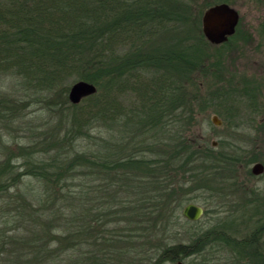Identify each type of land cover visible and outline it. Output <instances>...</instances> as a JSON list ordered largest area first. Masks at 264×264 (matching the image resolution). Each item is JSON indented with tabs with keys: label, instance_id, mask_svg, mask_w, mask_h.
<instances>
[{
	"label": "rangeland",
	"instance_id": "374dc122",
	"mask_svg": "<svg viewBox=\"0 0 264 264\" xmlns=\"http://www.w3.org/2000/svg\"><path fill=\"white\" fill-rule=\"evenodd\" d=\"M191 1L193 5L190 7L185 5L190 14L173 15L176 20L169 23L163 21L166 26L162 29L151 30L144 27L139 33L134 31L125 33L121 36V44L115 43L113 50L122 55H129L128 58L133 57L132 54H137L138 51L156 56L183 50L186 52L184 61L200 62L202 66L199 69L189 73L186 69L179 72L181 75L188 74L189 78H181L187 95L183 99L185 105L179 110L180 114L177 110L168 118V121H173L169 127L176 126L175 115L179 114L178 125L181 123L187 128L185 133H181V139L193 138L199 144L208 141L212 145L216 142L220 150L238 156L241 161L238 162L236 170L233 168L235 171L223 168L221 175L225 178L233 175L234 177L232 180H220L218 183L220 189L217 185L213 187L215 190L209 186L206 191H202L201 187L193 190L177 184V188L190 189L185 194L187 201L178 208H183L190 202L204 208L198 223H184L187 219L182 216L183 221L179 226L171 222L169 214L161 216L162 211L168 212L174 203L169 196L172 190L170 193L168 190L163 191V182H160L159 175L165 173L161 177L168 178L173 174L172 167H168L163 173L160 172L161 166L158 165L159 173L154 170L155 176H150L149 179L138 177L143 174L141 169L133 170L137 174H132L129 169L122 170L119 172L122 176L119 177L102 173L98 178L97 187L95 185L94 187L104 189L99 196L106 194V199L101 197V203L105 201V209L102 207V216L99 215L104 221L98 228H94L91 236L85 237L88 241L84 248L92 251L93 244L107 240L105 247L110 251L107 254L108 257L111 255L108 259L110 264H149L146 258L156 256L164 246L193 242L196 238L203 237L206 229L218 228V221L225 225V221L228 220L234 225L231 228H227L229 224L225 225L227 229L224 231L237 241L248 238L252 232L255 238L260 239L254 244L261 246L264 264V169L260 175L255 176L251 173L255 163L260 162L264 167V0H225V3L237 9L240 17L236 32L226 41L228 43H225L226 45L210 43L203 35L201 21L208 5L221 3L223 0ZM183 2L187 4L186 0ZM192 11L195 16L198 14L196 21H192ZM170 64L143 65L140 68L126 70L119 79L111 78L110 85L118 92L115 96H110L109 106L112 111H108H111V116L118 114L119 117H113L107 124L102 122L95 124L94 121L91 126L84 128L85 133L78 137L66 132L71 118L70 113L82 114L85 119L89 117L82 112L86 106L85 102L81 108L69 109V112L65 108L60 109L54 102L34 103L19 90L14 79L6 76L4 79L0 78V264L13 261L16 256L14 250L22 249L19 244L22 243L20 237L24 235L23 231L17 227L15 229L13 226L15 223L10 224L12 219L10 215L15 216L17 206L24 202L23 198L21 200L23 197L20 195L21 190L33 195L30 189L32 186L39 188L40 180L29 175L23 177V181L13 182L12 186L9 184L6 189L3 186L15 178L14 174L23 172L30 159L39 166L49 161L48 150L45 149H49L51 142L57 143L52 152L54 154L64 151L68 156H73L75 153L71 152L72 148L90 152L99 148V143L102 142L106 145L100 149L101 152L108 150L104 155L109 157L111 154V159L119 155L125 156L123 155L125 153L132 154L135 160H145L156 157L159 152L162 159H168L169 163H173L175 147L167 146L163 141L158 143L156 127L137 125L143 113L142 109L152 100L150 98L155 100L159 98L157 92L158 84L161 83L159 76L176 77L172 71V66H175ZM79 80L83 79L75 77L61 84V87L63 85L67 87L65 91L67 99L70 86ZM97 92L96 86L95 93ZM188 114H193L190 125L187 120ZM213 115L220 120L219 125L212 121ZM98 125L102 128H98ZM106 126H109V129ZM171 131L174 133V130ZM98 135L101 138L99 141ZM169 138H172L170 133ZM172 166H175V163ZM198 186L203 187L206 184L197 182ZM3 189L5 191H2ZM176 190L177 192L180 190V194L177 193L175 198L183 195L186 189ZM142 195L146 199L141 208H137L136 212L135 209L128 208L130 207L128 197L138 199ZM26 199L29 200L28 196ZM6 200L9 202L8 205ZM29 210L26 206L25 211ZM148 213L151 215H147ZM36 221L39 225L44 219L40 216ZM254 228L259 229L255 232L252 230ZM32 233L37 236V233ZM4 239L7 245L3 244L6 242ZM232 247L220 242V245L213 247L210 252L207 250L203 252L207 253L204 260L194 255L163 264L251 262L243 257V252Z\"/></svg>",
	"mask_w": 264,
	"mask_h": 264
},
{
	"label": "trees",
	"instance_id": "16d2710c",
	"mask_svg": "<svg viewBox=\"0 0 264 264\" xmlns=\"http://www.w3.org/2000/svg\"><path fill=\"white\" fill-rule=\"evenodd\" d=\"M186 1L189 5L183 0H0V78L4 79L6 76L14 79L19 90L34 103L54 102L60 109L65 108L69 112V109L81 108L85 102L86 106L82 112L89 115V117L86 115L87 119L82 114L70 113L66 134L73 133V137L85 133L84 128L91 126L94 121L95 124L97 122L107 124L113 117H119L116 113V116L110 115L112 111L109 106L110 96H115L118 92L110 85L111 78L119 79L122 73L131 68L160 63L174 65L175 67L170 64L176 75L159 76L161 81L157 91L159 98L157 100L150 98L152 100L142 109L143 113L137 124L147 128L156 127L158 143L163 141L167 146L175 147L172 157L175 166H172L173 163H169L168 159H162L159 152L156 157L145 160L137 161L132 154L125 153H123L125 156L119 155L111 159V154L109 157L104 155L108 150L101 152L100 149L106 145L102 142L99 143V148L90 152L72 148L71 152L75 153L73 156H68L64 151L54 154L52 152L57 143L51 142L49 149H45L48 150L49 161L39 166L30 159L25 170L14 174L15 178L3 186L6 189L9 184L12 186L13 182L23 181L22 178L29 175L40 180L39 188L32 186L30 189L33 195L21 190L20 195L23 196L21 200L23 198L24 202L17 206L15 216L9 214L12 218L10 224L15 223L14 228L23 231L24 235L20 237L22 243L19 245L22 249L14 250L15 259L10 263L5 261L3 264H110L108 259L111 255L107 256L110 251L105 247L107 240L101 241L103 243L96 240L99 243L93 244L92 251L84 248L88 241L85 237L91 236L94 228H98L104 221L100 217L105 202L101 203V197L106 199V194L99 196L104 189L95 188L102 173L119 177L122 176L119 173L122 170L129 169L132 174H137L133 170L141 169L143 174L138 177L149 179L150 176H155L154 170L159 173L158 165L161 166L160 172L163 173L168 167H172L173 174L168 178L161 177L165 173L159 175L160 182H163V191L168 190L170 193L172 190L169 196L174 203L168 212L162 211L161 216L169 214L171 222L178 226L183 221L182 208L178 207L187 201L185 194L190 189L177 188V184L193 190L201 187L202 191H206L207 186L215 190L213 187L217 186L220 180L234 177L233 175L225 178L221 171L223 168L235 171L238 162L241 161L238 156L225 153L217 146L213 147L208 141L199 144L193 138L181 139V133H185L187 129L181 123L178 125L179 110L185 105L183 99L187 95L181 78L189 77L188 74L181 75L179 72L186 69L189 73L199 69L202 64L198 61H184L186 52L183 50L156 56L138 51L137 54H132L131 58H128L127 54L122 55L113 50L115 43L121 44V36L125 33L133 31L139 33L144 27L151 30L162 29L166 26L163 21L169 23L176 20L173 15L190 14L185 5L190 7L193 2ZM214 4L217 2L208 7ZM193 11L192 21H196L198 14L195 16ZM75 77L95 84L98 92L77 104L71 103L65 96L67 87L64 85L61 87V84ZM177 110L179 114L175 115L176 126L169 127L173 121H168V118ZM192 119L193 114H188L189 125ZM98 128L102 127L98 125ZM106 128L109 129V126ZM171 130H174V133ZM169 133L172 134V138H169ZM97 140H101L99 135ZM197 182H204L206 186L197 187ZM218 188L220 189V185ZM4 189L2 191H5ZM176 189L186 190L183 195L175 198L177 193L180 194V190L177 192ZM27 196L29 200L26 199ZM145 199L143 195L138 199L128 197L127 202L130 205L128 208L135 209L136 212L137 208L142 207ZM6 203L8 205L9 202ZM26 206L29 211H25ZM40 216L44 221L37 225L39 222L36 219ZM184 223L198 221L185 220ZM231 223L232 221L228 220L224 224H229L227 228H231L234 225ZM225 225L218 221V228L206 229L203 237L196 238L190 243L168 244L156 256L147 257L146 261L149 264H163L194 255L204 260L207 254L203 253L205 250L210 252L213 247L224 242L243 252V257L251 261L248 264H263L261 246L254 244L260 239L254 237V232L248 238L237 241L224 231L227 229ZM257 229L259 228L252 230L256 232ZM32 232L37 233V236ZM4 243L8 244L7 241Z\"/></svg>",
	"mask_w": 264,
	"mask_h": 264
},
{
	"label": "water",
	"instance_id": "95a60500",
	"mask_svg": "<svg viewBox=\"0 0 264 264\" xmlns=\"http://www.w3.org/2000/svg\"><path fill=\"white\" fill-rule=\"evenodd\" d=\"M239 12L228 3L221 2L209 6L202 14V32L204 37L212 44H222L226 42L235 31L239 22ZM96 92L95 84L79 80L74 82L69 89L68 99L71 103L77 104L82 98L92 95ZM212 121L219 125L221 122L216 115L212 116ZM216 145V142H213ZM263 164L258 162L252 167L253 174H261L263 172ZM204 208L195 203H188L183 208L182 214L189 220H198L202 217Z\"/></svg>",
	"mask_w": 264,
	"mask_h": 264
},
{
	"label": "flooded vegetation",
	"instance_id": "af4514ba",
	"mask_svg": "<svg viewBox=\"0 0 264 264\" xmlns=\"http://www.w3.org/2000/svg\"><path fill=\"white\" fill-rule=\"evenodd\" d=\"M235 32H236V31H235ZM227 41H228V40H227ZM216 144H217V143H216ZM212 146H213V147H216V145H213V144H212ZM251 173H252V171H251ZM252 174H253V173H252ZM253 175L256 176V174H253ZM259 175H260V174H259ZM229 180H232V179H229ZM223 181H224V180H223ZM233 181H235V180H233ZM190 203H194V202H190ZM186 205H187V204H186ZM184 207H185V205H184ZM184 207H183V208H184ZM202 207H203V206H202ZM183 208H182V211H183ZM182 216H183V214H182ZM183 217H184V216H183ZM184 218H185V217H184ZM185 219H187V218H185ZM187 220H189V219H187ZM199 220H200V218H199L198 220H195V221H199ZM190 221H193V220H190ZM249 245H250V244H249Z\"/></svg>",
	"mask_w": 264,
	"mask_h": 264
}]
</instances>
